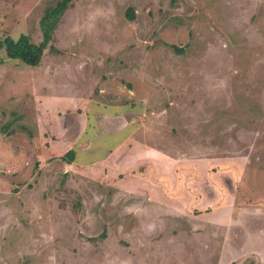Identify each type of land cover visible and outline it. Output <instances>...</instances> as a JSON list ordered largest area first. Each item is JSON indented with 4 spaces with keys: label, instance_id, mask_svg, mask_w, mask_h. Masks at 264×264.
<instances>
[{
    "label": "rangeland",
    "instance_id": "374dc122",
    "mask_svg": "<svg viewBox=\"0 0 264 264\" xmlns=\"http://www.w3.org/2000/svg\"><path fill=\"white\" fill-rule=\"evenodd\" d=\"M56 1L0 0L50 33L0 49V264H264V0Z\"/></svg>",
    "mask_w": 264,
    "mask_h": 264
},
{
    "label": "trees",
    "instance_id": "16d2710c",
    "mask_svg": "<svg viewBox=\"0 0 264 264\" xmlns=\"http://www.w3.org/2000/svg\"><path fill=\"white\" fill-rule=\"evenodd\" d=\"M69 1L70 0H57L55 5L48 7L40 19L41 26H43L48 19L61 14L68 6ZM127 15L133 17L132 12L127 13ZM45 29L48 30L47 27ZM45 29L43 30V38L39 42L33 41L26 33H20L16 38L10 34H5L0 37V49H4L6 56L11 59H19L30 65L38 64L41 60L44 48L50 39L49 30L46 31ZM175 49L179 51L181 48L176 46ZM1 60L2 58H0V61ZM65 156L68 163H70L74 158V150L69 149Z\"/></svg>",
    "mask_w": 264,
    "mask_h": 264
},
{
    "label": "crops",
    "instance_id": "0c3cea01",
    "mask_svg": "<svg viewBox=\"0 0 264 264\" xmlns=\"http://www.w3.org/2000/svg\"><path fill=\"white\" fill-rule=\"evenodd\" d=\"M87 145H83V146H81V147H79V148H82V147H86ZM90 146H92V145H90ZM90 146H87V148H85V149H88V148H90ZM54 155H56V153H54L52 156H54ZM68 163V162H67Z\"/></svg>",
    "mask_w": 264,
    "mask_h": 264
}]
</instances>
